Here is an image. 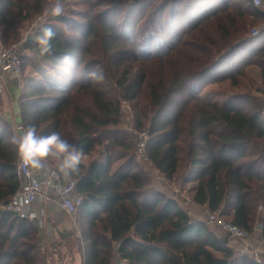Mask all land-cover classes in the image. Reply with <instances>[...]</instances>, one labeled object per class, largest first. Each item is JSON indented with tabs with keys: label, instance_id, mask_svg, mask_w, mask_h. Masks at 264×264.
<instances>
[{
	"label": "trees",
	"instance_id": "16d2710c",
	"mask_svg": "<svg viewBox=\"0 0 264 264\" xmlns=\"http://www.w3.org/2000/svg\"><path fill=\"white\" fill-rule=\"evenodd\" d=\"M56 1L76 9L70 17L52 16L40 34L53 30L58 58L71 74L24 95L21 119L38 135L59 131L91 158L69 172L84 198L75 215L83 264H262L237 256L207 219L190 215L179 194L152 185L139 190L133 175H117V162L137 159L128 132L113 153L101 138L122 123L120 82L134 80L154 115H179V131L153 149L156 170L188 190L207 216L218 213L250 233L262 225L264 234V89L235 91L252 67L264 88V33L251 37L248 30L264 22V8L253 0H0V39L6 46L19 42L27 24L45 17ZM123 5H130L129 17L109 21L114 6ZM94 69L101 81L89 78ZM13 134L0 115V208L21 188ZM40 238L32 221L0 209V264H48ZM50 252L53 264H63L58 248Z\"/></svg>",
	"mask_w": 264,
	"mask_h": 264
},
{
	"label": "rangeland",
	"instance_id": "374dc122",
	"mask_svg": "<svg viewBox=\"0 0 264 264\" xmlns=\"http://www.w3.org/2000/svg\"><path fill=\"white\" fill-rule=\"evenodd\" d=\"M59 4L62 11L59 15L70 17L73 11H75L76 7L74 6L73 2L71 1H56L53 6L51 7V10L48 12H45L43 15H45V20H42L41 22H38L37 27H34L29 30H26L29 28V24L22 30L21 37L23 39L24 49H22V65H23V76H22V82L20 87H18L17 84L14 85L12 91L10 92V95L12 97L13 105H14V113L15 115H19L20 111V105L19 100L21 99V96L24 92V95H28L32 92L33 88H37L39 86L48 85L46 82H49L51 80H60L63 79V77L58 76L60 72L63 70V68H66V66H63L61 63V60L58 58L59 54V48L58 46L51 41V51L45 55H41L40 53V47L36 43V38L40 36L41 29L48 23V19H52V16L54 15V10ZM130 5L122 7L114 6L111 14L107 17L109 21L112 22H118V24L121 23L123 19L126 17H129V12L126 11ZM124 7V8H123ZM260 9L264 8V3L262 6L259 7ZM50 21V20H49ZM258 23L253 24L248 30L250 31L249 35L251 36V29L253 27H258ZM73 30H68L67 34L72 35ZM252 37V36H251ZM60 57V56H59ZM127 79V78H125ZM124 79V80H125ZM122 80L120 82V88L124 89L125 91V97L123 101H126L129 103V110L132 113L133 117L123 116L121 125H125V127H128L129 124H132L133 126L137 127L138 129H146L149 130L151 133V143L150 147H152V152L154 147L157 145L158 141H163L166 137L172 136L175 133L179 131V124H178V118L179 115L172 113L170 110L166 111H160L158 114L154 115L152 108L150 106L149 96L148 94L143 92H137L136 89L133 87V81ZM263 85L260 80V70L257 67H252L247 71L246 76L241 81L240 87L235 88L236 93H252V94H261L259 91L263 90ZM222 93H224V90H221ZM130 97L134 98L131 99ZM130 98V101L128 100ZM122 101V102H123ZM0 115H2L0 113ZM12 121V119H9ZM19 118H17V121ZM86 125L88 127V130L91 135H94L96 128L86 122ZM121 125L117 128H111L105 132H107L103 137L101 138L102 141H105L107 144L109 141L115 142L119 141L122 137V133L126 132L124 128L121 129ZM12 127V126H11ZM118 129V130H117ZM13 135L17 137L15 130L12 127ZM66 137H69V132L65 131ZM111 153L114 152V148H110ZM154 155V153H153ZM156 156V155H155ZM118 164V166H116ZM114 167V171L120 169L117 172V175H120L122 173H130L133 175L136 180L135 187L139 190H144L149 188L150 185L155 186L159 189H162L163 192L167 193L170 196H176L179 194L182 196L183 192L180 187V184L175 183L171 184L170 181L162 177V175L154 168V165L152 164H142L139 162V159L137 161L135 159L131 160L129 163L123 164V162L116 163ZM129 170V171H128ZM171 184V185H170ZM182 187L189 189V185H183ZM201 217L205 216L202 212H199ZM260 214L264 213V209H260ZM261 216V215H259ZM226 220V219H225ZM77 227L76 219L74 221ZM258 226V225H257ZM213 231V230H212ZM221 231V230H220ZM214 232V231H213ZM260 232L256 228V231ZM218 236V232H214ZM45 248L48 252L47 256L50 255V250L54 246L56 249L58 248V252L61 254V256L65 257L63 264H78L79 254H78V242H77V235H75L65 243L58 241V240H51L46 243ZM67 248H70L72 250V253L66 252ZM51 256V255H50ZM53 256V255H52ZM241 256V255H237ZM54 260V258H53ZM82 261V260H81Z\"/></svg>",
	"mask_w": 264,
	"mask_h": 264
},
{
	"label": "built area",
	"instance_id": "2783aa9c",
	"mask_svg": "<svg viewBox=\"0 0 264 264\" xmlns=\"http://www.w3.org/2000/svg\"><path fill=\"white\" fill-rule=\"evenodd\" d=\"M264 0H253V4L256 7L262 6ZM45 20V17H39L36 21L29 25V30L37 27L38 22ZM251 36L257 37L264 33V22L260 23L258 27L251 29ZM23 39L13 44L12 46H6L0 39V98L5 92V79L7 77H14L16 83L20 86L23 76V65H22V49H24ZM122 113L125 116L133 117L129 110V103L123 101ZM16 132L17 137L22 135L25 128L23 123L12 126ZM135 145V151L138 159L144 164H153L151 133L146 129H138L137 127L129 124L126 128ZM44 173L39 175L36 172V168L29 165H24L19 159V173L21 178V188L15 194V196L6 204L0 208L2 212L13 213L21 217L22 219H31L33 206L35 202L45 196L51 197L53 202L58 206L59 209L64 211L69 216H75L78 213L79 207L83 204V195L79 194L77 187L79 181L71 179L64 172L57 167L51 166L45 162L42 168ZM169 181V180H168ZM51 193V196L49 195ZM263 209V208H261ZM208 226L214 232H225L232 240L238 242L248 243V240L252 237L249 231L238 227L231 222L222 218L218 213L206 215ZM221 230V231H220ZM121 244H117L115 251L119 254ZM245 256H251L255 261L264 264V260L260 258L258 253L251 255L246 250L242 253ZM119 263V262H118Z\"/></svg>",
	"mask_w": 264,
	"mask_h": 264
},
{
	"label": "crops",
	"instance_id": "0c3cea01",
	"mask_svg": "<svg viewBox=\"0 0 264 264\" xmlns=\"http://www.w3.org/2000/svg\"><path fill=\"white\" fill-rule=\"evenodd\" d=\"M70 74H71V71L69 67H67V69L63 68V70L60 72L58 76V79L59 77H63V79L67 78L68 76H70ZM63 79H61V81H63ZM15 84L17 83L14 77H7L5 79V92L3 96L0 98V113L2 114L3 117H5V119L10 123L11 126H15L17 124L22 123L21 107H20L19 115L18 114L15 115L14 113L15 109H14L12 97L10 95V92L12 91ZM18 87L20 86L18 85ZM24 92L25 91H23L21 99L19 100L20 106H21L22 99L24 97ZM17 118H19L18 121H17ZM9 119H12V121H10ZM122 128L126 130L127 127H125V125L123 126L121 125V129ZM107 144L108 146H111L114 148L115 147L114 145L116 143L111 142ZM137 159L135 160L137 161ZM46 160L51 162L49 163L51 166L53 165L54 167H57L58 169H60L59 164L56 160L51 159V158L46 159ZM90 160H91L90 157L84 156L82 162L89 163ZM45 162L47 161H44L43 163ZM139 162L141 161L139 160ZM142 164L144 165V163ZM154 168H155V165H154ZM36 172L37 174L41 176L44 173L42 168H36ZM65 174L68 177H70L69 172ZM171 184L173 185L175 183L171 182ZM182 191L183 192H181L182 193L181 197L187 200L188 202L187 209L189 210L190 215L196 220L206 219L207 210L203 207L201 208L192 203V199H191L192 194L188 192V190H182ZM49 195L51 196L50 192H49ZM32 210H33L32 218L28 220L32 221L40 229L41 244L44 247L45 245H47L46 244L47 242L51 240H55V239L65 243L66 241L70 240L75 235V233H77L75 223H74L76 216H69L64 211L59 209L58 206L53 202L51 197L43 196L39 198L35 202ZM199 212H202L205 216L201 217ZM218 238L222 241L224 245H226L227 247L235 251L237 255L245 256L242 253L244 250H246L251 255H255L256 253H258L260 258L264 260V234L261 230L260 232H257L256 234H252V237L248 240L247 244L244 242H238V241L232 240L225 232H219ZM248 257H251V256H248ZM114 264H119V263L117 260H115Z\"/></svg>",
	"mask_w": 264,
	"mask_h": 264
},
{
	"label": "clouds",
	"instance_id": "9594fccd",
	"mask_svg": "<svg viewBox=\"0 0 264 264\" xmlns=\"http://www.w3.org/2000/svg\"><path fill=\"white\" fill-rule=\"evenodd\" d=\"M61 11V7L57 4L53 14L59 15ZM54 37L53 30L45 28L43 34L36 38L41 55L51 51V41ZM89 78L98 82L103 79V76L94 69L89 73ZM11 142L17 148L21 163L33 168H43V162L51 158L58 162L62 172H76L84 157V154L66 140L59 131L49 135H38L34 125H29L19 137L13 136Z\"/></svg>",
	"mask_w": 264,
	"mask_h": 264
},
{
	"label": "water",
	"instance_id": "95a60500",
	"mask_svg": "<svg viewBox=\"0 0 264 264\" xmlns=\"http://www.w3.org/2000/svg\"><path fill=\"white\" fill-rule=\"evenodd\" d=\"M257 229L258 230H262V225H259L258 227H257ZM48 260H47V262H48V264H53L52 263V257L50 256V255H48V258H47ZM56 259V258H55ZM258 262V261H257ZM78 264H83V262L81 261V259H78ZM263 264V263H262Z\"/></svg>",
	"mask_w": 264,
	"mask_h": 264
},
{
	"label": "flooded vegetation",
	"instance_id": "af4514ba",
	"mask_svg": "<svg viewBox=\"0 0 264 264\" xmlns=\"http://www.w3.org/2000/svg\"><path fill=\"white\" fill-rule=\"evenodd\" d=\"M54 249H56V247H54ZM67 251V250H66Z\"/></svg>",
	"mask_w": 264,
	"mask_h": 264
}]
</instances>
